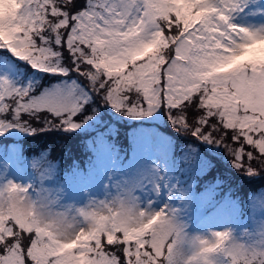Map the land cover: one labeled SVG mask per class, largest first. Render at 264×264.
Here are the masks:
<instances>
[{"label": "snow or ice", "instance_id": "1", "mask_svg": "<svg viewBox=\"0 0 264 264\" xmlns=\"http://www.w3.org/2000/svg\"><path fill=\"white\" fill-rule=\"evenodd\" d=\"M240 3L0 0V50L38 71L76 73L118 111L167 108L178 128L222 144L242 168L253 151L264 158V31L231 22ZM85 103L63 90L33 97L0 77V135L28 128L40 113L75 130ZM27 191L0 187V264H217L221 254L225 264H264V238L239 243L226 232L194 243L185 261L179 231L163 212L127 215L101 205L82 211L84 224L61 236L23 210Z\"/></svg>", "mask_w": 264, "mask_h": 264}, {"label": "rangeland", "instance_id": "2", "mask_svg": "<svg viewBox=\"0 0 264 264\" xmlns=\"http://www.w3.org/2000/svg\"><path fill=\"white\" fill-rule=\"evenodd\" d=\"M230 20L251 30L264 31V0H241L239 10ZM5 76L16 86L28 89L33 97L56 90L70 91L77 101H89L92 96L85 84L76 81L46 87L34 74L24 78L16 73L11 60L0 61V77ZM103 104V114L107 113L106 108L111 109L116 116L121 114L116 117L120 120H143L153 128L138 129L131 151L128 145L119 149L113 144H101L93 153L75 156L77 159L72 161L69 154L56 156L51 149L28 153L18 138L30 127H8L0 140L10 136L16 139L10 145L0 144V187L12 182L27 188V198L34 204L66 217L74 226L84 224L82 211L94 210L101 205L116 207L124 204L147 215L163 212L179 231L177 247L183 250L185 261L192 254L194 243L200 239L214 240L216 232H226L231 240L239 243L264 238L263 172L252 170L244 176L245 180L261 183L260 188L239 183L221 202L216 201L221 194L220 181L207 188L204 185L200 190L197 185L216 160L233 171L238 169L233 155L222 144L207 142L210 148L200 143L177 144L169 131L165 133L155 128L163 123L162 108L152 110L150 115H139L118 111L108 102ZM83 111L84 108L80 109V114ZM80 114L74 118L79 125L77 128L107 124L101 113L83 120L78 119ZM54 117L45 113L42 119L47 126L53 125ZM57 119L58 126L65 127L60 118ZM226 143L238 147L230 138H226ZM213 147L219 155L210 150ZM244 148L251 150L247 145ZM176 150L180 151L178 159ZM253 154L256 158L248 161L245 157L239 170H245V161L249 166L261 163L258 153L253 151ZM226 260L222 254L216 257L217 264H225Z\"/></svg>", "mask_w": 264, "mask_h": 264}, {"label": "trees", "instance_id": "3", "mask_svg": "<svg viewBox=\"0 0 264 264\" xmlns=\"http://www.w3.org/2000/svg\"><path fill=\"white\" fill-rule=\"evenodd\" d=\"M77 5L83 4L84 0H76ZM67 55V54H65ZM3 57V58H2ZM13 61L14 67L16 69V73H18L22 77L30 76L32 74L36 75L39 78L40 83L46 87L52 84L61 83L64 81H76L77 83L85 84L86 87L91 91V87L88 84L87 80L80 78L74 72H69L68 75H57L49 72L38 71L34 69L28 62L19 60L15 58L10 52L7 50H0V61ZM69 61L65 59V64L67 65ZM91 95L89 101H86L84 105V111L79 116V120L87 119L88 116H96L101 113L102 118L106 121L107 124H103L101 126L93 128L92 126H87L86 128H76L75 130H66V127L58 126V119L54 117L53 125H45L42 117L45 113H41L39 119L30 120L28 130H25L23 133V137L18 138L23 143L25 147V151L28 153L36 152L39 149H51L53 154L58 156L62 153L69 154L72 158V161L77 159L75 156L86 155V153H93V150L100 146L101 144H113L115 147L119 149H124L129 146V151H131L133 136L136 134L138 129H145L146 126L153 128L148 123L143 120H131L124 119L120 120L116 117L118 116L113 113L111 109L106 108V112L104 113V98H100L95 95L91 91ZM108 106V105H107ZM163 112V123L161 127H155L160 131H164L165 133H171L173 135V139L179 145H194L195 143H200L202 145H206L207 141L198 138L192 134V130L189 127L180 126L179 128L174 122V119L170 118V113L167 108H162ZM117 114V113H116ZM189 120L193 119V113L190 111L188 113ZM26 120L28 117L25 115ZM108 118L109 121L106 119ZM57 123V125H56ZM160 123V121H159ZM167 127V128H166ZM173 130H172V129ZM27 129V128H26ZM169 131V132H168ZM16 139L7 137L2 138L0 140V144L10 145V143ZM238 146V145H237ZM210 148V147H209ZM235 148V147H234ZM216 149V148H215ZM211 151L220 154L219 151H215L210 149ZM128 151V153H129ZM224 155V151H222ZM128 156V155H126ZM176 159L180 156V151L176 150ZM261 163L256 165H251L253 171L259 170V172L264 173V158H260ZM75 163V162H73ZM71 163V164H73ZM79 163V162H78ZM246 167L245 170L239 168L233 171L228 166H223L217 160L214 162V166L203 176L200 178V182L197 185V188L200 190L204 185L205 188L212 185L215 181H220V189L221 194L218 196L216 201L221 202L225 194L233 188L236 184H246L249 187L260 188L261 183H256V180L251 181L250 179L245 180L246 176L249 174V170L247 167L249 163L245 161ZM251 171V172H253ZM245 176V177H244ZM219 178V179H218ZM230 179V180H229ZM229 180V182L227 181ZM223 181H226L222 183ZM255 183V184H254ZM203 187V188H204ZM203 190V189H202ZM241 191V190H240Z\"/></svg>", "mask_w": 264, "mask_h": 264}, {"label": "clouds", "instance_id": "4", "mask_svg": "<svg viewBox=\"0 0 264 264\" xmlns=\"http://www.w3.org/2000/svg\"><path fill=\"white\" fill-rule=\"evenodd\" d=\"M23 210L26 213L33 214V218L38 221L40 224L53 228L58 235L61 236H68L72 233L74 224L72 221L67 219L66 217L54 214L50 212L46 207L44 206H37L33 203L32 200L27 199L24 201L22 205ZM116 210L120 211L122 214L127 215H136L138 212L134 211L131 207L126 206L124 204H120L119 206L114 207ZM166 223L165 221H162V225Z\"/></svg>", "mask_w": 264, "mask_h": 264}]
</instances>
